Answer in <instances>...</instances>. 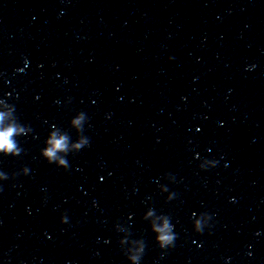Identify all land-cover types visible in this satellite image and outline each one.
Returning a JSON list of instances; mask_svg holds the SVG:
<instances>
[{"label":"clouds","instance_id":"9594fccd","mask_svg":"<svg viewBox=\"0 0 264 264\" xmlns=\"http://www.w3.org/2000/svg\"><path fill=\"white\" fill-rule=\"evenodd\" d=\"M84 119V114L81 115L74 121L75 124L80 125L81 121ZM83 131V129H81ZM16 133V129L14 127H9L3 130H0V151L11 152L15 149L16 144L13 140V136ZM89 144V139L87 137L84 138L81 144H77V148L82 149L83 147ZM67 146V137H58L53 138L50 142V147L47 149L45 155L47 157V162L49 164H58L60 166H64L63 168L68 167V162L66 158L58 157V152L66 150ZM158 236L156 240L158 242V246L161 249H167L174 246V241L176 239V234L172 230V226L165 222V224L156 229ZM143 251V250H141ZM133 259H139L138 257H134Z\"/></svg>","mask_w":264,"mask_h":264}]
</instances>
